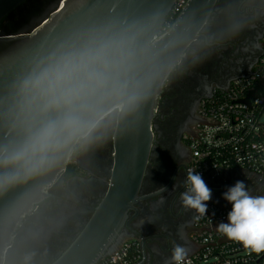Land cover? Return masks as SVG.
I'll list each match as a JSON object with an SVG mask.
<instances>
[{
    "label": "flooded vegetation",
    "instance_id": "obj_1",
    "mask_svg": "<svg viewBox=\"0 0 264 264\" xmlns=\"http://www.w3.org/2000/svg\"><path fill=\"white\" fill-rule=\"evenodd\" d=\"M63 1L25 0L4 18L1 33L30 32ZM263 40L264 0H217L199 37L167 80L152 122V148L139 191L143 198L127 212L114 250L132 242L143 264H164L176 244L188 248L189 254L193 251L198 213L185 210L180 201L190 172L188 141L202 121L203 100L233 79L253 73L264 51ZM115 129L101 143L69 159L63 175L19 226L7 264H48L83 231L110 186ZM202 179L212 191L207 206H232L223 193L237 181L245 183L250 195L264 196V179L246 170ZM161 186L167 191L161 192Z\"/></svg>",
    "mask_w": 264,
    "mask_h": 264
},
{
    "label": "clouds",
    "instance_id": "obj_2",
    "mask_svg": "<svg viewBox=\"0 0 264 264\" xmlns=\"http://www.w3.org/2000/svg\"><path fill=\"white\" fill-rule=\"evenodd\" d=\"M156 24L113 20L92 25L30 58L0 97V196L47 177L104 141L121 120L146 114L167 82L160 76L168 45L154 35ZM174 69L167 66L169 74ZM185 184L182 206L205 216L211 189L197 172H189ZM48 187L35 184L10 207V215L42 200ZM223 198L232 209L228 223H219L217 230L252 252H264V196L250 195L237 181ZM188 254L176 244L164 264H185Z\"/></svg>",
    "mask_w": 264,
    "mask_h": 264
},
{
    "label": "water",
    "instance_id": "obj_3",
    "mask_svg": "<svg viewBox=\"0 0 264 264\" xmlns=\"http://www.w3.org/2000/svg\"><path fill=\"white\" fill-rule=\"evenodd\" d=\"M24 1L0 0V26L4 18ZM176 1L64 0L45 22L28 33L2 34L0 29V97L6 94L13 80L37 51L55 44L79 29L113 20L125 23L156 20V35ZM216 3L217 0H189L169 32L161 37L162 45H168L162 57L164 67L161 80L165 76L168 80L177 68L188 47L199 37ZM169 64L175 65L170 74L167 71ZM163 91L148 104L145 115L142 113L116 124L114 160L108 192L83 231L48 264H96L103 256L115 251L112 244L122 229L127 212L143 198L139 196V191L152 148V122ZM2 134L4 132L0 129V135ZM68 162L69 160L47 177L0 196V264H7V253L12 247L19 226L47 194L15 216L10 215V207L35 184L52 186L63 175ZM144 262L145 259L138 264Z\"/></svg>",
    "mask_w": 264,
    "mask_h": 264
},
{
    "label": "built area",
    "instance_id": "obj_4",
    "mask_svg": "<svg viewBox=\"0 0 264 264\" xmlns=\"http://www.w3.org/2000/svg\"><path fill=\"white\" fill-rule=\"evenodd\" d=\"M188 2L176 1L156 35L161 38L169 32ZM201 117L188 141L190 172L215 180L241 169L264 179V51L253 73L233 79L227 88L203 100ZM207 209L205 216L198 214L194 249L185 264H264V252H252L217 230L219 223L228 222L232 206L209 204ZM141 260L139 248L126 242L96 264H138Z\"/></svg>",
    "mask_w": 264,
    "mask_h": 264
}]
</instances>
